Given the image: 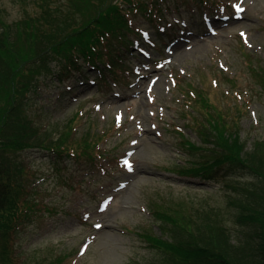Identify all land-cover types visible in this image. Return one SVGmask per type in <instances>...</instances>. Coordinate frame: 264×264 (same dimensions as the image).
I'll use <instances>...</instances> for the list:
<instances>
[{"label":"rangeland","instance_id":"1","mask_svg":"<svg viewBox=\"0 0 264 264\" xmlns=\"http://www.w3.org/2000/svg\"><path fill=\"white\" fill-rule=\"evenodd\" d=\"M145 1L155 2L152 16L159 24L142 12L129 13V23L141 36H132L128 84L115 86L107 76L110 86H103L97 70L88 67L86 76L43 84L32 101L30 112L44 127L65 123L82 109L78 136L90 129L107 138L100 145L104 156L95 160L58 161L37 150L20 154L29 189L37 190L34 197L50 210L41 205L17 230L14 264H41L60 256L63 264H153L160 253L139 233L148 229L167 236L153 219L152 201L164 196L202 205L207 200L229 213L226 183L257 182L244 170L225 173L226 180L202 182L166 168L201 160L187 154L184 139L206 145L195 121L200 107L195 103L192 112L184 94L187 83L229 113L247 150L264 140V87L249 64L264 67V0H222L225 8L194 0ZM21 6L19 0H0V15L17 20ZM228 225L236 240L248 231L235 219Z\"/></svg>","mask_w":264,"mask_h":264},{"label":"trees","instance_id":"2","mask_svg":"<svg viewBox=\"0 0 264 264\" xmlns=\"http://www.w3.org/2000/svg\"><path fill=\"white\" fill-rule=\"evenodd\" d=\"M19 1V19L9 22L0 15V264L15 263L17 230L41 205L50 210L34 197L39 192L29 189V171L20 154L48 152L58 161L104 156L100 145L106 134L88 129L78 136L82 109L54 127L36 122L30 106L40 87L49 82L63 84L76 74L86 76L88 67L97 70L103 86H110L107 76L115 86L128 84L127 56L135 46L132 36H141L129 23V13L142 12L154 26L159 24L152 16L155 2L145 0ZM194 2L226 7L222 0ZM249 64L264 87V67L257 69L252 60ZM184 94L192 112L195 103L200 107L202 120L197 117L195 121L206 145L184 139L187 154L201 160L166 169L180 178L202 182L226 180L225 173L244 170L257 182L234 179L226 183L231 190L225 192L230 217V212L207 200L202 205L170 202L164 196L162 201L154 200L150 205L153 219L167 237L148 229L139 236L160 253L153 264H264V140H256L247 150L237 122L203 89L187 83ZM185 114L191 115L189 111ZM230 219L248 227L237 240L228 225ZM64 260L60 256L41 264H63Z\"/></svg>","mask_w":264,"mask_h":264},{"label":"snow or ice","instance_id":"3","mask_svg":"<svg viewBox=\"0 0 264 264\" xmlns=\"http://www.w3.org/2000/svg\"><path fill=\"white\" fill-rule=\"evenodd\" d=\"M131 166H129V168H130Z\"/></svg>","mask_w":264,"mask_h":264}]
</instances>
